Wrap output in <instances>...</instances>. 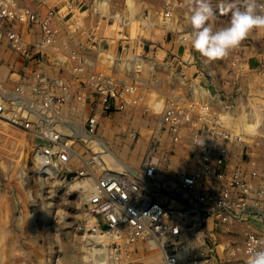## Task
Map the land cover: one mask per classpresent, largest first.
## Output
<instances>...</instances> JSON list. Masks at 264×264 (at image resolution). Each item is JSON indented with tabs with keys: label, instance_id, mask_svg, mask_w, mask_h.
<instances>
[{
	"label": "built area",
	"instance_id": "obj_1",
	"mask_svg": "<svg viewBox=\"0 0 264 264\" xmlns=\"http://www.w3.org/2000/svg\"><path fill=\"white\" fill-rule=\"evenodd\" d=\"M60 1L64 7L83 0ZM94 4V0L88 2L89 10ZM172 6V1L166 0L162 7L166 21L172 17ZM68 36L58 11L40 13L20 0H0V45L4 43L12 54L38 65L14 90L0 85V122L18 127L31 114L40 119L44 144L37 154L41 155V167L46 162L67 167L82 158L63 132L62 125H69L72 119L60 120L76 82L87 96L83 131L91 137L101 128V115L125 111L130 104L128 96L135 90L125 80L94 71L90 52L72 51L65 44ZM64 47L69 51L66 57ZM239 48L229 54L237 55ZM48 49L56 56L63 51V66L58 70L62 73L58 75L51 76L41 67ZM214 107L211 102L189 100L181 94L166 98L155 128L158 142H153L139 168L124 163L120 171H114L101 161L105 169H100L93 157L84 160L80 175L96 179L89 208L103 221L110 238L117 234L122 238L114 239H126L128 245L155 241L162 253L158 264H246L249 249L256 246L253 241H264V144L249 142L227 128L224 115ZM162 150L167 153L164 158L157 155ZM191 163L193 167L187 169ZM174 167L178 170L171 174ZM159 194L166 199L160 200ZM206 220L215 224L209 243L217 245L220 235L227 241L210 250L211 254L199 255L205 251H198L195 256L179 258L188 245L182 237L184 228L201 243Z\"/></svg>",
	"mask_w": 264,
	"mask_h": 264
},
{
	"label": "rangeland",
	"instance_id": "obj_2",
	"mask_svg": "<svg viewBox=\"0 0 264 264\" xmlns=\"http://www.w3.org/2000/svg\"><path fill=\"white\" fill-rule=\"evenodd\" d=\"M89 1H81L86 6V15L94 16L100 35L114 39L109 47H104V51L89 50L92 51L90 54L96 65L93 64L94 71L135 86V90L128 96L130 104L127 109L104 114L98 135H95L117 154L121 166L117 161L112 160L113 164L104 157H101V161L107 169L114 171H120L124 163L139 168L153 142H158L155 128L162 116L167 96L173 93L175 87L182 94L187 89L184 76V79L174 77L167 67L159 65L164 63L166 50L172 52L174 47H177L176 51L181 55L193 54L194 49L182 38L191 31L186 17L191 14L190 9L194 3L193 0H171L173 6L169 12L172 17L166 21L158 15L162 13L163 5L166 6V0H132L133 5L126 0H109L104 7H101L104 0H94L91 10L88 8ZM212 2L214 9H218L225 0ZM85 10L78 12L83 13ZM230 19L228 13L218 14L213 26L226 27ZM161 20L167 22L166 25ZM256 32H250L242 42L251 45V36ZM174 40L179 41L175 43ZM194 53L196 63L205 68L206 75L214 82L215 91L220 95L217 96L222 102L218 100L214 108L223 115L230 113L237 120L246 118L251 123L254 120L256 122L255 113L259 112L261 122L258 127L264 132V69L256 67L257 57H250L245 65L242 57L233 62L234 57L230 54L217 61H207L195 50ZM9 56L7 46L2 43L0 81L9 74V68H6ZM57 58L59 63L56 66L46 68L51 76L62 73L57 67L63 66V51L59 52ZM79 88V82H76L75 87H72L74 94L63 107L60 120L64 121L65 117L72 119L73 123L82 128L88 105L85 104L86 94L81 93ZM196 93V97H199V92ZM158 103H162L160 110L155 108ZM39 120L31 114L18 127L0 122V264H145L148 245L154 250L158 249L155 241L140 240L128 245L125 244L128 242L126 239L120 241L110 238L103 221L90 210L89 197L82 192L83 188L78 190L74 187L77 181L92 177L80 175V171L84 169V160L100 155L99 146L93 140L88 142L73 136L71 129H63L66 140L73 143L74 149L83 159L78 158L67 167L59 166V172L48 175L36 157L38 147L44 144L39 134ZM224 122L227 128L237 129L229 125L227 120L224 119ZM238 132L246 136L243 130ZM258 138L264 144V133ZM165 154L162 150L157 155H163L164 158ZM196 157L192 160L195 161ZM177 170L174 167L170 170L171 174ZM158 198L166 199L163 194H159ZM205 225L201 243L205 244L207 252H199V255L211 254L210 250L218 249L227 241V237L220 235L217 245L209 243L210 229L215 224L206 220ZM97 233L100 240H103L100 244L89 241V236ZM231 239L236 240L238 237ZM121 244L125 246H119ZM203 248L199 247L197 252L204 251Z\"/></svg>",
	"mask_w": 264,
	"mask_h": 264
},
{
	"label": "crops",
	"instance_id": "obj_3",
	"mask_svg": "<svg viewBox=\"0 0 264 264\" xmlns=\"http://www.w3.org/2000/svg\"><path fill=\"white\" fill-rule=\"evenodd\" d=\"M20 2L25 6H29L32 9L39 11L40 13H46L47 10L50 9L58 11L61 26L65 29V31L69 30V36L65 37V44H67L72 51H77L78 48H80L85 49L88 52H90L89 50L101 52V49L104 51V47H109V45L112 44L111 42L114 41L113 37L107 38L98 33L99 25L94 22V16H91V18L86 15V6L82 5V2L64 7H62L63 5L60 0H20ZM259 2L264 4V0H259ZM82 9L85 11H83V13H79L78 11ZM24 30H26V28H24ZM251 37L253 38V43L250 42L251 45L241 42L239 45V53L237 55L230 54L234 57L232 58V61H238L240 57H242L244 64L247 65V62L245 61H248L250 57L255 56L257 57L258 63L256 67L264 69V47H261V44H264V30L257 31L255 35ZM88 39L89 41L87 42ZM174 41L175 43H178L179 40ZM261 41L263 43H261ZM180 43L181 42H179V44ZM170 44H172V40ZM176 48L177 47H174L172 52L170 49L166 50V55L163 60L164 63H160L159 66L167 67L168 72L173 73L174 77L179 79H184L185 77V81H183L186 85H188L185 90V94H182V91L175 87L172 90L173 93L167 96V98L171 95L181 94L185 95L189 100L207 101L215 104L219 100L218 98L220 95L215 91L214 82L208 77V75H206L205 68H202L200 65L198 66L196 63L194 50L192 51L193 54L188 53L186 55L183 53V55H181L179 54V51H176ZM112 49L114 48L112 47ZM64 53L65 57L69 53L65 47ZM9 54V60L6 61V68H9H7L9 70V74L3 79V81H0V85L4 86L9 91H12L22 81V79H24V77H29L38 65L35 61L26 60L20 55L12 54L10 51ZM42 59L43 62L41 63V67L46 71L48 66H56L57 63H59L57 62V56L51 49H48L43 53ZM65 64L66 63H64V66H66ZM58 69L59 67H57V70ZM187 74H189L188 77ZM196 92H199V97H196ZM203 94L206 95L203 96ZM219 101H221V98ZM101 116L103 118L104 114Z\"/></svg>",
	"mask_w": 264,
	"mask_h": 264
},
{
	"label": "clouds",
	"instance_id": "obj_4",
	"mask_svg": "<svg viewBox=\"0 0 264 264\" xmlns=\"http://www.w3.org/2000/svg\"><path fill=\"white\" fill-rule=\"evenodd\" d=\"M106 3L107 0L101 7ZM193 3L191 14L186 17L191 31L183 39L207 61L223 59L250 32L264 30V4L259 0H225L218 9H214L212 0H193ZM225 13L231 16L228 26L214 28L217 15ZM253 243L256 246L249 249L246 264H264V241Z\"/></svg>",
	"mask_w": 264,
	"mask_h": 264
},
{
	"label": "bare ground",
	"instance_id": "obj_5",
	"mask_svg": "<svg viewBox=\"0 0 264 264\" xmlns=\"http://www.w3.org/2000/svg\"><path fill=\"white\" fill-rule=\"evenodd\" d=\"M109 2V0H107ZM128 3H130L131 5H133L132 0H126ZM99 3V2H98ZM105 3V0H104ZM107 5V4H106ZM161 16V19L163 18V14H161L159 12V14ZM155 19H153L154 21ZM170 20V18L168 19ZM162 21V20H161ZM163 22V21H162ZM155 23V22H154ZM157 23V22H156ZM165 23V22H163ZM167 23V22H166ZM165 23V25H166ZM170 23V22H168ZM173 25H174V21H172ZM152 26V25H150ZM169 27V26H168ZM170 29V28H169ZM183 40V38H182ZM113 58V57H112ZM114 60V59H113ZM53 72V71H52ZM50 72V73H52ZM156 110H160L162 108V103H158L155 106ZM259 113V112H258ZM258 113H255V118H256V122L253 121V123L249 122V120H247L246 118H243L242 120H237L236 118H234L230 113L225 114L224 115V119L227 120V123L229 125H231L232 127H235L237 129H234V131H236L237 133H239L238 131L243 130V132H245L246 134V140L249 142H259V138L260 136H262V134L264 133L262 131V129L260 130V115ZM260 114L262 115V113L260 112ZM254 118V119H255ZM63 129H71L73 131V135L75 137H81L86 139L88 142H90L91 140L94 141L95 144H97L99 146V148L101 149L100 151V155H96L95 157L93 156V158L97 161V163L100 165V169H105L104 165L102 164L103 162H101V157L107 159V160H111V162L114 164V162L112 160L117 161V163H119V165L121 166V160H119V157L117 156L116 153H114L111 148L107 145V143L105 141H103L100 137L94 136L91 137L87 134L84 133L83 131V127L79 128V125L77 126L75 123L71 122L69 125H62ZM228 128H230L228 126ZM263 132V133H262ZM98 135V134H97ZM244 135V134H243ZM73 144V143H72ZM39 153H36V157L38 158V160H41L39 157ZM43 159V158H42ZM83 159V158H82ZM74 161V160H73ZM47 164L45 165V167H43L44 172L48 175L52 174V172H59L60 168L54 164H51V162H46ZM193 163L187 164L186 167L187 169H189L192 166ZM184 167V166H183ZM118 169V168H116ZM74 187L78 190H81V188H83L82 192L85 194H87V198L89 197V199L92 197V195L95 193L94 190H96V179L95 177H88L84 180L81 181H77L74 185ZM182 237L184 239H186L188 241V245L184 246L182 248V250L179 252V258H187L189 257V255H197L198 252V248L202 247V244L198 241L196 235L194 233H192L191 231L187 230L186 228H184V231L182 233ZM113 238H122L121 236L114 234ZM89 241H91L92 243H102L103 240H100V236L98 235V233L96 235H90L89 236ZM94 245V244H93ZM148 245V243H147ZM157 246V245H156ZM149 247V251L147 252V255H145L144 257V263L145 264H158L160 262L161 259V251L160 250H154L152 247H150V245H148ZM158 247V246H157ZM205 252H207L205 248H203ZM96 250V249H95ZM94 250V251H95ZM105 251H108L107 248L104 249ZM96 252V251H95ZM197 252V253H196ZM196 253V254H195ZM93 255L95 256V253H93ZM95 258V257H94ZM108 259H110L108 257ZM110 261V260H109ZM97 262V261H96ZM98 263V262H97ZM99 264V263H98Z\"/></svg>",
	"mask_w": 264,
	"mask_h": 264
}]
</instances>
